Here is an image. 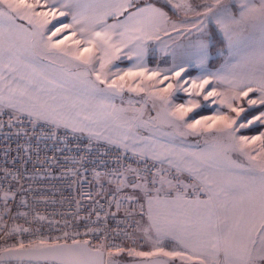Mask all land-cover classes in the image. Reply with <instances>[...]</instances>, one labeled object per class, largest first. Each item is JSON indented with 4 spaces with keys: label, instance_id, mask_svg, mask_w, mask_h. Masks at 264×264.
I'll use <instances>...</instances> for the list:
<instances>
[{
    "label": "snow or ice",
    "instance_id": "snow-or-ice-1",
    "mask_svg": "<svg viewBox=\"0 0 264 264\" xmlns=\"http://www.w3.org/2000/svg\"><path fill=\"white\" fill-rule=\"evenodd\" d=\"M217 5L215 12H212L209 7L208 11L212 12L209 20L216 19L219 31L223 34L230 51L237 55L243 53L238 66L248 67L251 65L247 73L250 82L243 85L247 90H243L241 84H237L236 87L241 88L237 96L247 97L250 92L259 91L261 94L259 103L264 105V0H260L259 6L245 4L235 11L223 0H217ZM176 7H180V5H176ZM187 7L190 8L191 5ZM129 9L134 10L129 11ZM125 12H128L125 21L107 24V17L123 15ZM68 16L71 17L70 23L59 19ZM167 19V14L160 8L152 5L137 7L133 0H121L119 3H110L108 0H44L43 3L41 0H32V2L29 0H0V60L7 57L9 60L15 59L20 62L37 56L41 59H64L67 57L89 66L93 65L94 51H101L103 52V56L99 57L101 71L96 72L92 67L91 70L96 72V76L95 81L89 82L91 89L99 92L114 89L123 90L128 79L146 77L148 80H152L160 73L153 70L147 74V70L140 66L141 70H128L122 75L117 74L116 79L109 82L104 73L106 63H110L115 58V53L120 51L121 45L128 47L132 40L137 41L132 45V49L136 50V55L142 60L146 51L143 41L152 38L151 33L159 31L160 26L165 24ZM18 20L26 21L27 25L18 23ZM53 21H57L59 24V26H53L54 30L48 27ZM256 22L260 27L258 40L253 39L251 34L245 35L246 30L250 26L254 27ZM97 27L100 30H97ZM117 29H122L118 33L121 38L128 36V39H121L119 43L113 42L112 37L117 34ZM197 31L201 35L193 45L194 52L190 54V58L186 60L181 55L179 59L182 62L174 64L173 69L169 70L176 82L175 84L168 83L167 87L159 90L162 95L158 98L162 101H167L174 88L188 91L182 87L184 83H188L184 80L185 63L191 64L193 60H196L202 65L209 58L212 34L200 28ZM78 33L81 39H71L70 44H65L70 36L74 38ZM54 37L57 38L53 39ZM81 45L85 46L81 47ZM73 46H75V51H72ZM132 49L129 50V58H131ZM256 65L259 66L258 76ZM39 76L40 81L56 85L55 79L47 73L41 72ZM164 79L168 80L169 76L165 75ZM252 81L257 83V88L251 86ZM209 83L208 78L191 81L192 94L199 95ZM100 85H105V87L101 88ZM7 86L11 91V85ZM58 87H63V85H58ZM128 89L137 92L145 90L141 85H137L135 88L128 85ZM15 91L21 97H28L32 107L29 115H36L38 118H47L46 113H56L58 109L65 106L64 102L69 99L66 95L58 96L55 88H45L41 83H35L31 88L21 87L18 84ZM214 95H218L215 89L206 92L204 99L207 100ZM235 98L237 97H232V99ZM248 103L255 105L257 100L249 99ZM0 104L17 108V103L13 99H5L2 95H0ZM199 106L198 101L190 100L188 105L183 103L176 105L170 115L178 124L186 125L193 131H197L200 125H203V130H212L214 125L219 123L222 126L215 128L217 133L233 140L237 139L234 133L238 131V128L233 127L237 124V120L229 115L204 116L188 123L185 117L193 111V108ZM228 106L232 112L236 113L237 117L244 111L242 108L233 107L231 103ZM18 110L25 111V108L20 106ZM256 121L264 124V112L248 119L247 124ZM244 126V124L239 125V127ZM257 141L260 142L259 150L251 147ZM236 147L233 146L232 150H236ZM238 147L239 151L247 157L249 166L243 175L235 179L229 177L226 181L228 188L222 189L226 197L225 201L220 204L225 213L222 221L213 219L217 214L213 211L216 205L213 204L211 195L206 201H185L189 205L197 206L196 219L192 222L191 227L186 226L187 222H182L179 229L182 235H177V221L170 218L171 214L153 217L152 202L149 201L151 223L148 230L155 229L158 237L171 236L173 240L179 241L180 246V250L174 249L173 251H164L163 248H158V253L169 257H179L182 261L198 260L199 264H206V253L201 251L197 254V249H210L208 254L213 257L214 264H264V133L252 137H239ZM246 148L248 150H245ZM223 155L234 168L244 167L227 156V149L223 150ZM177 170L179 171V169ZM189 171L191 172V169ZM193 178L200 177L197 174ZM163 183L162 177V187ZM168 183L171 186V182ZM192 187L196 188L195 185ZM157 191L159 192V190ZM166 195H171V193H166ZM185 195L186 193L178 191L173 202L183 200ZM229 198L231 207L228 206ZM157 200H159L158 196ZM200 206H203V211H199ZM257 237L260 239L258 249L256 247ZM20 248L23 249L24 245H20ZM116 251L119 252L121 249L117 248ZM187 252H191L192 255H188ZM27 254L46 259L51 258L55 264H104L102 252L99 249L90 248L87 241L73 240L71 245L67 243L47 245L46 242L41 241L40 246ZM136 254L151 256L155 253L139 252ZM109 255H111V251ZM109 264L112 262L109 261Z\"/></svg>",
    "mask_w": 264,
    "mask_h": 264
},
{
    "label": "built area",
    "instance_id": "built-area-1",
    "mask_svg": "<svg viewBox=\"0 0 264 264\" xmlns=\"http://www.w3.org/2000/svg\"><path fill=\"white\" fill-rule=\"evenodd\" d=\"M193 177L170 162L0 106V253L77 240L107 257L135 241L147 198L181 191L207 199Z\"/></svg>",
    "mask_w": 264,
    "mask_h": 264
},
{
    "label": "crops",
    "instance_id": "crops-1",
    "mask_svg": "<svg viewBox=\"0 0 264 264\" xmlns=\"http://www.w3.org/2000/svg\"><path fill=\"white\" fill-rule=\"evenodd\" d=\"M154 1L155 0H133L134 4L137 7L152 5L156 8H160L167 14V22L160 26L159 31L151 33L152 37L158 36V38L156 39H160V41H154L155 43L153 42V45L151 42L152 38L143 41L146 51L142 60L136 55V50L132 49V45L137 43V41L132 40L129 43L128 47H124L123 45H121L120 51L115 53V58H113L110 63H106L105 65L104 73L107 75V79L109 80V82H111V80L113 79H116L117 74L122 75L128 70H141L140 66H142L143 69L147 70V74H150V49H153L158 57L160 55H166L163 53L169 52L168 55L170 56V62L163 66H174V64H177L176 48L182 47L175 44L174 47L168 48L165 46L166 44L161 41V38L167 36V34L169 33H194L198 35L201 34L197 31L198 28L202 29L205 32H209V26L211 24L216 26L219 30L216 19L209 20L212 12H215L218 7L217 0H160L168 3L171 6V8L176 13L175 17H171L166 9L157 5ZM29 2H32V0H29ZM43 2L44 0H41V3ZM108 2L119 3L121 2V0H108ZM223 2L229 4L233 11L239 9L245 4L249 6H259L260 4V0H223ZM176 5H180V7H176ZM188 5H191V7H187ZM209 7H211L212 12L208 11ZM133 10L134 9H129V11ZM127 15L128 12L115 17L109 16L107 17L106 22L109 25L123 22L125 21ZM59 19L65 23L71 22L70 16L60 17ZM17 22L27 25V22L24 20H18ZM54 25L59 26L57 21H53V23L48 25V27L54 30ZM250 28L253 29L255 39L258 40L260 36L259 23L256 22L254 27L250 26L246 30L245 35L249 33L248 31H250ZM97 30H100L99 27H97ZM119 31H122V29H117V34H114L112 37L113 42L115 43H119L121 39H128V36L121 38L118 35ZM220 34L223 36L221 32ZM60 35L62 36L63 34ZM56 38L57 37H54L53 39ZM71 39H81V37L79 33L74 38L70 36V39L68 41H65V44H70ZM84 46L85 45H81V47ZM130 49H132L131 58H129L128 55ZM72 51H75V46L72 47ZM102 56L103 52L94 51L95 58L93 61V65L89 66H85L79 61L69 59L67 57H65L64 59H41L37 56L32 57L28 60H22L20 62H17L15 59L9 60L7 57H4L2 60H0V89H2L0 95H2L5 99L11 98L14 102L17 103V108H7L12 109L16 112L29 113V111L32 110L31 101L27 96L21 97L18 92L15 91L18 84L21 87L27 86L31 88L35 83H41L45 88H55V92L58 96L66 95L69 97V99L64 102L65 106L58 109L54 114L46 113L45 116L47 118H38L36 115L34 116L46 122L55 124L60 123L58 125L73 129L80 133L92 135L94 134L98 138L100 137L101 139L115 145L126 147L138 154H144L163 161L170 162L181 167L183 170L193 174L194 176L198 174V176L200 177L198 178V180L205 185L206 189L209 192V196L211 195L213 197V204L216 205V207L213 208V211L217 215L214 216L213 219L222 221L225 213L220 207V204L226 199L222 189L228 188V185L226 183L228 178L226 171H223L221 173L215 172L216 166L218 164H226L224 160L225 158L223 155V149L221 148L220 144L218 142L215 143L214 137H208L206 141L202 140L200 137H188L186 138L187 141L183 139L184 141H180L175 144L166 142L162 144L160 142L162 139H160L158 136L155 137L158 132H162L163 130L161 128V123L157 125V121L147 122L148 125L145 128L147 132L142 129V132H140L139 134L136 133L138 137L134 139L135 141H131V136L127 137L124 129L125 118L123 116H125V113L123 112V115L121 112H119L117 107L119 102L122 101H117V95H113L108 92L93 91L90 87L89 82L95 81L96 72L101 71L99 57ZM158 66L163 67L161 65ZM92 67L95 68L96 72H92ZM41 72H45L51 78L55 79L56 85H49L46 81H40L39 74ZM256 73L258 76V65H256ZM21 77H23V79H21ZM136 84L141 85L142 87H144V89H146L144 84H146L147 86L150 85L151 80H148L146 77H136L128 79L126 81V86L122 90L124 94L120 95L119 97L121 98L122 96H125L127 92H129L128 85L135 88L137 87ZM7 85H11V91ZM58 85H63V87H58ZM102 86L100 87L102 88ZM130 93L131 95L136 97L142 96L144 102V105L142 104L144 108L143 110L149 107V103L151 101L149 92L146 93L145 91H141V93H139L130 91ZM255 93L256 95H258L259 91H256ZM132 104L136 103L131 102L130 105ZM0 106L6 107L3 104H0ZM20 106H23L25 108V111H19L18 108ZM139 106L140 104L137 103L136 107ZM62 112L77 113L78 116H75V119H68L67 117L61 115L64 114ZM261 112H264V109ZM136 117H138V115H136ZM54 120L56 122H53ZM121 128L123 129L120 130ZM111 129L119 130L117 136L122 134L123 137H121L120 135L119 138L121 139H117V142H115L114 137L111 134L110 137L106 136V131ZM258 134L260 133L253 135ZM140 138H144V140L141 141ZM156 142H158L159 145ZM190 169L191 172L189 171ZM175 196L176 194H171L161 197L158 196L159 200H157V197H149L146 199L147 214L138 219V230L134 233L135 241L132 242L134 243V245L138 243H145L147 240H150L151 237H157L161 240L159 241V244L163 247L164 251H173L174 249L180 250L178 240H173L171 236L158 237L155 229L148 230L151 223V221L149 220V201L151 200L152 202L153 217H163L165 215L171 214L170 218L177 221V235H182V233L179 231L182 222H187L186 226L191 227L192 222H194L196 219V212L198 210L196 205H189L185 203V201H206L209 199V197L207 199H199L191 198L185 195L183 200L179 202H173L175 200ZM228 206L231 207L230 198ZM203 210V206H200L199 211ZM189 218L191 219L189 220ZM229 223H231V221H229ZM201 251H204L206 253V264H214L213 257L208 254L210 253V249H197V254H199ZM150 252L155 253L154 255L163 258L164 264H199L198 260L182 261L179 257L164 256L160 253H157L156 251ZM187 254L192 255L191 252H187ZM154 255L148 257H153ZM222 258L223 257L221 256V259Z\"/></svg>",
    "mask_w": 264,
    "mask_h": 264
},
{
    "label": "rangeland",
    "instance_id": "rangeland-1",
    "mask_svg": "<svg viewBox=\"0 0 264 264\" xmlns=\"http://www.w3.org/2000/svg\"><path fill=\"white\" fill-rule=\"evenodd\" d=\"M215 28L217 29L216 26ZM217 31L219 32L218 29ZM248 32L249 33L246 35L251 34L253 39H255V35L253 34V29L250 28V31ZM208 33H210V31ZM200 35L201 34L197 35L194 33L193 34L169 33L167 34V36L161 38L162 39L161 41H163V43L166 44L165 46L168 48L174 47L175 44L182 47V48H178V47L176 48V53H177L176 61L177 64H180L182 62L179 59L181 55H183L186 60L190 58V54L194 52L193 45L197 41V38ZM154 41H160V39H156V37H152L151 39L152 45L155 43ZM165 51H169V50H165ZM168 53L169 52L163 53L166 55H160L158 57L156 52L153 49H150L149 63L151 65V68L150 70L148 69L150 71L149 73H151V71L153 70H156L160 73V75L151 80V84L148 85L149 87L146 84H144L146 88L144 91L146 93L149 92V97L151 98L148 108H145V110H143L144 102L142 96L141 97L133 96L131 95L130 91L127 92V94L125 96H122L121 98L119 96L118 97L116 96L117 101H122L119 102L117 107L119 112H121L123 115L125 113V116L123 117L125 118L124 129L127 134V137L131 136V141L136 139L138 137L136 133L138 134L140 133L138 130L140 128L141 131L142 129L145 130L146 126L148 125L147 122L149 121L152 122L157 121V125L161 123V128L163 130L162 132H158L159 135L157 133L155 137L158 136L160 139H162L160 141L162 144H164L165 142L170 144L171 143L175 144L180 141H184V140L187 141L186 138L188 137H200L204 141H206L208 137H214L215 143L218 142L223 150L227 149V156L230 157L231 160H234L236 161L237 164H241L244 166L243 168H234L229 162V160L224 159L227 165L218 164L216 166L215 172L221 173L223 171H226L227 178L231 177L233 179L237 178L240 175H243L245 173V170L249 166V161L247 157H245L243 153L239 151V147H238L239 137L242 136L252 137L264 133V128L261 132H259L260 134L258 135L246 134L242 132V130L249 128L253 125L261 124L259 121H256L252 124H247L248 119H251L254 115H259L260 112L252 115L249 118L244 117V113L246 110L250 108H254L255 106H259L260 104L259 100L261 98L260 92L258 93V95H256L255 92H250L247 97L243 95L237 96V93L241 91V88L236 87V85L241 84V86L243 87V85H247L250 82L247 77V73L249 72L251 65L248 67L238 66L243 56V53L237 55L236 53L230 51L229 47H227L226 53H224L223 50L219 51V54L224 56L221 63L215 67H212L210 66V60L214 56V53H212L210 48L209 58L202 65L196 60H193L191 64H187V63L184 64L186 70V74H184V80L188 81V83H184L182 87L188 89V91L177 90L174 88L172 90L171 95L168 97L167 101H162L161 99L158 98L160 95H162V93L159 90L167 87L168 83L175 84L176 82L175 79L172 77V73L169 71L170 69H173L174 66L173 65L163 66L165 64H168V62H170L169 60L170 56L168 55ZM158 65H161L163 67H159ZM258 74H259V66H258ZM165 75L169 76L168 80L164 79ZM200 78H208L210 80V83L209 85L205 86V90L203 92H201L199 95H194L192 94L191 81L193 80L198 81ZM251 86L253 88H257L256 82L252 81ZM213 89H215V92L218 93V95L211 96L207 100H205L204 95L206 94V92L212 91ZM243 90H247L246 87H243ZM232 97H237V98L232 99ZM249 99L257 100V103L255 105H250L248 103ZM190 100L198 101L200 106L193 108V111L188 113V116L185 117V120H187L188 123H192L194 122V120L201 119L204 116H215L218 114L229 115L237 120V124L233 125L234 128H238V131L234 133V136L237 139L233 140L230 137H226L224 135L217 133L215 131V128L222 126L219 123L214 125L212 130H203V125H200L198 126L197 131H193L191 129H188L186 125H180L178 124V122L174 121L170 113L174 110L175 106L182 103L188 105V102ZM131 102L136 104L138 103L140 104V106L136 107V104L130 105ZM229 103H231L232 106L237 109H241V108L244 109V111L240 113L239 117L236 116L235 112H232L230 110L228 106ZM201 107H213L214 110L210 113L202 114L198 117L193 116V113ZM62 113L64 114L61 115L67 117L68 119H75L76 118L75 116H78L77 113H70V112H62ZM136 115H138V117H136ZM241 124H244L245 126L239 127V125ZM122 129L123 128H121L120 130ZM145 131L147 132V130ZM118 132L119 130L117 129L107 130L106 136L110 137L112 135L114 137V141L117 142V139H121L119 138L120 135L121 137H123L122 134L117 136ZM93 136L95 135L93 134ZM99 139L101 138L99 137ZM140 139L141 141L144 140V138H140ZM156 143L159 145L158 142ZM233 146H237L236 150H232ZM251 147L259 150L260 142L257 141ZM245 150H248V148H246ZM253 155H255V152H253ZM256 239H257L256 247L258 249L260 247V239L258 237ZM159 241L161 240L158 239L157 237H151V239L147 240L145 243H138L136 245H134V243H131V246L130 244H126L122 249H127V246L128 247L130 246L132 252V253L130 252L132 256L128 260H127L126 252L122 253V251L119 252L117 251L112 255H108L106 257L105 264H109V261H111L112 264H164L163 258L159 256L154 255L153 257H148V256H139L136 254L139 252H150V251L157 252L158 248H163L159 244Z\"/></svg>",
    "mask_w": 264,
    "mask_h": 264
},
{
    "label": "trees",
    "instance_id": "trees-1",
    "mask_svg": "<svg viewBox=\"0 0 264 264\" xmlns=\"http://www.w3.org/2000/svg\"><path fill=\"white\" fill-rule=\"evenodd\" d=\"M154 2L157 5L163 7L164 9H166V11L169 13V15L171 17H175L176 16L175 11L171 8V6L169 4H167V3L163 2V1H160V0H155ZM209 30H210V33L212 34L211 51H212V53H214V56L210 60V66L215 67V66L219 65L221 63L222 59L224 58L223 55L219 54V51L223 50V52L226 53V51H227V43L224 40V37L220 34V32L217 31V29L215 28V26L213 24H211L209 26ZM263 109H264V105H259V106H255L254 108H250V109L245 111L244 117H248L249 118L252 115L261 112ZM213 110H214L213 107H201V108L197 109L193 113V116L198 117V116H200L202 114L210 113ZM263 128H264V124H258V125H253V126H251L249 128H246V129L242 130V132L246 133V134H256V133L261 132L263 130ZM130 246H131V243H130ZM130 246L129 247L127 246V249H121L122 253L123 252L127 253V260L132 256V254H128V253L131 252ZM112 254L113 253H111V255Z\"/></svg>",
    "mask_w": 264,
    "mask_h": 264
},
{
    "label": "water",
    "instance_id": "water-1",
    "mask_svg": "<svg viewBox=\"0 0 264 264\" xmlns=\"http://www.w3.org/2000/svg\"><path fill=\"white\" fill-rule=\"evenodd\" d=\"M104 86H102V88H104ZM110 94L113 95H117L120 96L122 94H124V92L120 89H114V90H109L106 91ZM82 242V241H80ZM60 245H63L65 243H58ZM68 245H71L72 243H67ZM48 245H52V244H48ZM89 246V245H88ZM38 246H29V247H24L23 249H21L20 247H16V248H10L7 249L3 252L0 253V260H24V259H30V260H36V261H53L51 258H43V257H39V256H34V255H28L27 253L33 251L34 249H36ZM90 247V246H89ZM92 248V247H90ZM95 250V248H92ZM100 250V249H99ZM102 252V259L104 261V264L106 262V255L104 253V251L100 250Z\"/></svg>",
    "mask_w": 264,
    "mask_h": 264
}]
</instances>
